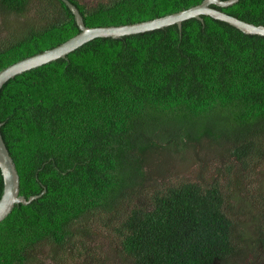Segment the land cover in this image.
Masks as SVG:
<instances>
[{"label": "trees", "instance_id": "16d2710c", "mask_svg": "<svg viewBox=\"0 0 264 264\" xmlns=\"http://www.w3.org/2000/svg\"><path fill=\"white\" fill-rule=\"evenodd\" d=\"M69 1L87 27H106L204 0ZM211 7L264 26V0ZM0 20L3 29L14 27L0 38V72L80 33L63 0H0ZM0 123L20 195L39 196L0 224V264H42L46 248L64 263L87 222L113 217L125 204L131 208L120 229L123 263L227 264L237 252L224 190L232 180L183 181L153 193L146 205L129 201L147 179L149 155L209 141L248 169L260 165L264 36L203 15L182 28L98 38L7 82ZM3 191L0 169V199Z\"/></svg>", "mask_w": 264, "mask_h": 264}, {"label": "rangeland", "instance_id": "374dc122", "mask_svg": "<svg viewBox=\"0 0 264 264\" xmlns=\"http://www.w3.org/2000/svg\"><path fill=\"white\" fill-rule=\"evenodd\" d=\"M94 4L101 0H83ZM11 29H3L0 20V38L8 36ZM209 141L201 146L185 151L169 150L157 155H149L147 179L135 196H131V206L148 204L147 198L157 191L183 181L210 183L222 180L230 188L224 187L226 211L236 223L237 252L227 264H264V160L251 169L238 164L223 149L211 148ZM130 206L125 204L115 216L93 218L87 222L86 230L78 239L74 250H65V262L50 256V248L44 251L42 264H125L120 257V229ZM241 251L239 252V250Z\"/></svg>", "mask_w": 264, "mask_h": 264}, {"label": "water", "instance_id": "95a60500", "mask_svg": "<svg viewBox=\"0 0 264 264\" xmlns=\"http://www.w3.org/2000/svg\"><path fill=\"white\" fill-rule=\"evenodd\" d=\"M239 1L240 0H204L200 5L154 20L130 25L87 27L79 9L69 0H63L74 14L80 33L51 50L21 60L2 70L0 72V92L4 85L16 76L56 60L65 59L70 53L92 40L98 38L119 39L125 36L163 29L172 25H178L179 28H182L184 21L193 18L202 20L203 15L226 22L245 34L264 36L263 25H255L240 20L211 7V5H216L218 7L227 8L235 5ZM2 126L3 123H0V169L4 179V191L0 199V224L11 214L16 205H28L39 197L36 195L26 199L24 196L20 195V176L3 139L1 132Z\"/></svg>", "mask_w": 264, "mask_h": 264}]
</instances>
